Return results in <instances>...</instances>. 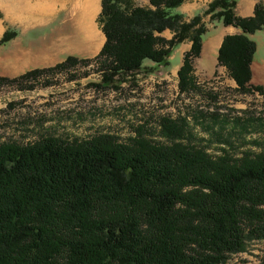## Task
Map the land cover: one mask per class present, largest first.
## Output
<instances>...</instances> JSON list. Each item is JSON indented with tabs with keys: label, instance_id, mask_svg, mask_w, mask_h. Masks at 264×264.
Masks as SVG:
<instances>
[{
	"label": "trees",
	"instance_id": "trees-1",
	"mask_svg": "<svg viewBox=\"0 0 264 264\" xmlns=\"http://www.w3.org/2000/svg\"><path fill=\"white\" fill-rule=\"evenodd\" d=\"M147 1L101 0L104 42L92 59L101 85L144 69V60L147 72L166 67L186 40L177 87L191 91L207 16L239 29L222 38L216 62L238 91L249 92L255 43L247 34L264 29L263 4L240 17L236 0H210L186 21L177 11L184 0ZM14 35L6 31L0 43ZM76 62L69 56L0 81H30ZM159 129L162 142L138 130L125 141L96 133L1 142L0 264H224L250 241L264 242V150L210 155L184 142L183 118L162 117Z\"/></svg>",
	"mask_w": 264,
	"mask_h": 264
},
{
	"label": "rangeland",
	"instance_id": "rangeland-1",
	"mask_svg": "<svg viewBox=\"0 0 264 264\" xmlns=\"http://www.w3.org/2000/svg\"><path fill=\"white\" fill-rule=\"evenodd\" d=\"M131 1L139 6L148 5L147 0ZM256 1L264 6V0ZM192 3L193 0H184L179 6L183 12L177 8L186 21L207 5L193 11ZM201 20L206 31L221 25L209 21L207 16ZM162 35L171 37L168 30ZM207 36L202 35L203 39ZM254 40L257 50L253 60L258 66L250 77L247 93L238 91L229 81L225 68L217 65L215 54V63L206 59L208 53L200 58L198 55L192 62L194 88L179 92L176 71L189 47L186 40L173 49L166 67L147 72L151 63L144 60V69L108 85L100 84V74L92 60L96 55L86 58L87 63L80 62L84 58H76L74 65L43 71L30 81H0V143H25L48 135L71 140L96 133H108L125 141L137 130L162 142L165 137L159 132V122L168 117L183 118L184 142L203 147L210 155L224 150L235 157L264 150V42L260 33L255 34ZM204 59V64H200ZM262 262L264 242L253 240L245 251L229 255L224 264Z\"/></svg>",
	"mask_w": 264,
	"mask_h": 264
},
{
	"label": "crops",
	"instance_id": "crops-1",
	"mask_svg": "<svg viewBox=\"0 0 264 264\" xmlns=\"http://www.w3.org/2000/svg\"><path fill=\"white\" fill-rule=\"evenodd\" d=\"M208 1L193 0L190 10L195 11ZM255 2L236 0V15L251 16ZM100 8L101 0H0V39L6 31L15 32L0 43V77L12 78L29 70L52 67L69 56L86 59L96 55L104 42L96 22ZM178 10L183 12L179 7ZM211 30L203 34L208 36L202 37L199 58L208 53L206 59L215 63L212 55L216 58L222 37L240 31L231 25H216ZM258 33L264 42L263 29L247 36L255 43L254 36ZM257 66L252 57L251 76ZM229 81L235 84L231 78Z\"/></svg>",
	"mask_w": 264,
	"mask_h": 264
}]
</instances>
